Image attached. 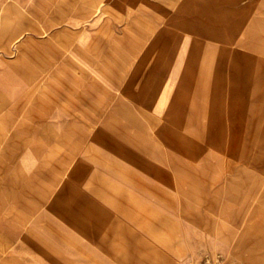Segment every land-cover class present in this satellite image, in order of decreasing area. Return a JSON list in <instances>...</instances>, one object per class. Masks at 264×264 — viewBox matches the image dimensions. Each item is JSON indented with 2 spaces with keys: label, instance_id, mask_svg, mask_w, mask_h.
I'll list each match as a JSON object with an SVG mask.
<instances>
[{
  "label": "crops",
  "instance_id": "crops-1",
  "mask_svg": "<svg viewBox=\"0 0 264 264\" xmlns=\"http://www.w3.org/2000/svg\"><path fill=\"white\" fill-rule=\"evenodd\" d=\"M119 12H140L159 22L169 17L174 25L189 16L190 26L196 27L214 26L218 16L223 42L237 47L239 60L253 61L254 70L240 68L234 74L223 72L219 78L212 67L199 66L198 60L203 58L192 51L173 52L172 56L158 52L152 58L157 60L155 69L150 68L151 57L144 53L143 67L134 73L133 54L123 58L102 47L108 37L103 33L117 30ZM261 61L264 0H0V90L51 93L46 100L53 105L47 107L54 110L27 117L30 123L46 125V154L55 139L69 138L64 131L54 135L49 125L86 123L88 107L96 112L103 106L99 100L103 84L112 93L109 106L120 109L116 123L136 122L135 108L143 109L147 114L141 111L142 117L149 120L152 107L158 108L161 130L157 139L164 145L158 148L159 155H187L180 147H165L169 138L196 144L245 140L248 121L242 106L237 116H231L234 105L229 98L225 103L216 99L215 92L219 82L224 85V78L227 91L231 84L256 86ZM87 77L92 80L87 82ZM69 92L81 93L76 105L68 104ZM91 92L97 94L86 96ZM93 116L89 122H102L100 116ZM233 124H237V136L232 138ZM37 138L36 132L21 136L17 152L37 156ZM22 139L29 140L28 145ZM80 139L85 136L79 133L73 140ZM115 139L110 155L119 162L115 158L106 161L94 151L85 162L76 164V177L63 194L76 199L74 210L39 212L37 171L31 165L15 163L10 174L0 175V264H194L199 247L192 237L214 236L218 230L236 237V252L244 250L241 242L247 234L254 235L256 245L261 237L257 205L261 203L262 171L260 165L241 159L247 155L246 147L241 152L229 146L209 149L208 155L214 159L206 169L210 178L205 181V191L200 196L191 182L190 193L183 196L177 182L170 194L164 182L150 181L149 147H134L128 131L118 132ZM71 145L78 151L85 148L76 141ZM140 156L143 160L138 163ZM69 200L67 197L66 204ZM251 203L253 210L247 206ZM39 220L52 224L42 222L46 231H38ZM166 220L171 227L167 228ZM171 237H178V242H171ZM208 246L206 243V251L211 250ZM236 258L242 260L236 254L231 259Z\"/></svg>",
  "mask_w": 264,
  "mask_h": 264
},
{
  "label": "rangeland",
  "instance_id": "rangeland-1",
  "mask_svg": "<svg viewBox=\"0 0 264 264\" xmlns=\"http://www.w3.org/2000/svg\"><path fill=\"white\" fill-rule=\"evenodd\" d=\"M118 14L117 30L115 33L109 31L103 33L108 35V37L105 38L107 39V43H102V47L108 51L117 52L123 58L133 54L135 58L133 65L134 73H138L137 71L143 67L141 55H144V53L151 57L150 68L155 69L157 68V60H152V58L156 57L158 52L166 53L167 55L171 54L172 56L173 52L192 51L197 52L199 57L203 58L198 60L199 66L212 67L214 73L216 75L219 74V78L222 77L223 72L229 73L230 71L234 74L240 68L243 71L245 69L247 72L254 70L253 61L239 60L237 57V47L223 42L221 28L218 27L221 22L220 17L217 18L218 16H215L214 26L205 27L202 25L196 27L190 26L188 22L189 16H183L180 22L174 25L175 23L169 17L159 22L153 19L152 16L150 18L145 17L140 12H119ZM110 34L111 38L109 37ZM183 67H186V64H183ZM260 69L261 73L257 79L256 86L245 87L243 85L231 84L230 90L227 91L225 87L227 79L224 78V80L222 78L224 85H221L222 81L219 82L221 87L219 85L218 92H215L216 99L223 100L225 103L229 98L231 106L234 105L233 108L230 107L231 116H237L239 107L242 106L240 108L242 110L241 113L242 115H246L248 121L245 128V140L233 138L237 136V133H235L237 124L230 125V131L234 130V133H230L233 139L229 140H204L198 141L196 144L195 141L189 139L167 138L168 145H165V147H180L182 148L180 151L187 154L180 155L176 153V157L169 153L159 155L161 150H158V148L160 149L164 145L162 142H158L157 139L161 130V125L157 122L158 108L152 107L149 114L150 117H148L150 121L142 117L144 114L141 115L140 112H144L143 109L135 108V111L133 110V119L136 122L128 124L116 123V116L120 114V109H114L109 106L112 93L104 89L108 86L103 83L104 88L100 91L99 95V100L103 106L94 112L93 107H88L89 104L86 105V108L88 107V110L91 112L87 110L85 113L86 123L49 125L53 127L54 135H59L64 131L69 133V138L55 139L53 148L46 154L45 144L47 140L44 138L46 125L30 123L27 117L45 115L52 109L54 110L51 106L47 107V105H53V103L46 100V96L51 93H45V91L31 93L2 89L0 90V175L5 173L7 175L10 174L15 163H24L28 168L31 165L32 169L35 168L37 171L39 212L45 210L55 212L56 210L63 211V209L74 210L76 206L73 203L76 199L72 195L64 196L63 194L76 177V164L85 162L86 156L94 151L101 154V157L106 161H109L111 158L117 160V157L113 155L111 157L110 155L112 151L110 150L111 146L113 147L114 142H116L115 137L118 132L128 131L134 137V147L141 148L146 146L151 150L149 163L150 181L164 182L167 186L166 190L170 194H173L171 186H173L174 182H177L176 186L178 190L184 193L183 196L190 193L191 188L189 185L193 182V185L197 187V193L202 196L205 191V181L207 177L208 179L210 178L206 169H209L210 164L213 162L212 159H214V157L208 155L209 149L229 146L234 150L239 148L241 152L246 147L247 155H242L241 159L246 164L260 165L262 171L261 203L257 205L261 211V237L259 240L256 239V245H254V235L247 234L249 236L245 237L241 242L244 250L236 252L234 251V244L237 243L236 237L228 235L227 232L223 233L222 230H215L214 236H194L192 237V242L199 247L198 252L194 253L196 255L195 260L198 262L194 264H264V61H261ZM103 78L106 80L111 79V77ZM135 78L142 79L143 77L135 76ZM90 79V77H87V82L92 80ZM166 83L168 84L169 81ZM166 93L170 94L169 92ZM66 94L68 95L66 100L72 106L73 104H77L78 96L81 93L69 92ZM87 94L94 96L97 93H86V96ZM87 103L89 102L87 101ZM74 111L76 112V109ZM71 115L75 114L71 113ZM93 115L100 116L102 122H89L94 117ZM95 118L97 119V117ZM225 128L226 126H224ZM47 131L49 130L47 129ZM32 132H36L38 135V138L35 140L38 147V155H24V150H22L21 154L18 153L16 142L21 136L22 138L28 137ZM79 133L85 136V139L73 140L78 137ZM165 135L168 137V133ZM259 135L261 136L260 139ZM22 141L27 145L29 143V140L22 139ZM75 141L80 142L82 145L85 144V148L79 151L74 150V146L71 143L74 142L75 144ZM93 144L94 147H91ZM189 147L197 148L190 149ZM254 150L256 151L255 155L252 154ZM132 151L134 152V157L138 158L135 155L137 150L134 149ZM235 152L238 153L239 151ZM142 160L143 158L140 156L138 163H141ZM133 163L137 164L136 161H133ZM183 196L180 198L187 199ZM67 197L70 199L69 204H66ZM64 200L65 203H63ZM247 206L249 210H253L252 203ZM167 215L172 217V214L167 213ZM247 216H249V213H247ZM42 222L52 224L51 221L39 220V224L35 225L38 231H46L43 225L41 226ZM166 224L167 228L172 226L167 220ZM47 225L49 224L47 223ZM58 228L61 229V226ZM54 229L56 230V227ZM171 242L177 243L178 237H176V240L171 237ZM206 243H209L210 246L208 247L211 250H205ZM213 248L214 250H212ZM224 249L227 251H223ZM228 249L230 250L228 251ZM235 254L239 255L242 260H238V258L235 260L231 259ZM169 255L170 253H167V256ZM228 259L230 260L228 261Z\"/></svg>",
  "mask_w": 264,
  "mask_h": 264
}]
</instances>
